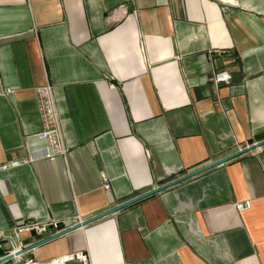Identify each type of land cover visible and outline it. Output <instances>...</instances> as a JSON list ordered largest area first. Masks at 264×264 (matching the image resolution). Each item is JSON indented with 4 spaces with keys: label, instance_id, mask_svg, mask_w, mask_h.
Here are the masks:
<instances>
[{
    "label": "crops",
    "instance_id": "1",
    "mask_svg": "<svg viewBox=\"0 0 264 264\" xmlns=\"http://www.w3.org/2000/svg\"><path fill=\"white\" fill-rule=\"evenodd\" d=\"M220 72L230 85L213 83ZM45 85L69 152L0 174V235L91 219L263 142L264 0H0V165L46 148ZM82 252L91 264H264V147L23 258Z\"/></svg>",
    "mask_w": 264,
    "mask_h": 264
},
{
    "label": "built area",
    "instance_id": "2",
    "mask_svg": "<svg viewBox=\"0 0 264 264\" xmlns=\"http://www.w3.org/2000/svg\"><path fill=\"white\" fill-rule=\"evenodd\" d=\"M221 52L215 51L213 54ZM232 75L228 72H220L214 76L213 83L219 85H230L232 83ZM112 88H115L112 85ZM36 99L39 107V117L42 124V131L37 135L38 139L46 144V148L40 155H32L29 158L12 161L7 164L0 165V174L5 173L11 169L20 168L30 165L39 159H49L53 157H66L69 148L65 141V135L62 126V117L56 104L54 88L51 85H45L37 88ZM105 191H111V185L107 178H105ZM239 212L250 210L251 203H239L236 205ZM86 220L80 216L72 218L71 220H49L46 222L27 221L21 225L16 226L7 234L0 235V249H4V244H16V248L12 245L10 250H7L6 255L16 254L18 251L26 249L28 246L24 244L22 237L25 234H32L42 240L57 235L71 227L82 224ZM4 256V257H5ZM25 256L16 258L19 264H91V259L86 253H75L60 256L49 261L39 262L36 259H28L24 261Z\"/></svg>",
    "mask_w": 264,
    "mask_h": 264
},
{
    "label": "water",
    "instance_id": "3",
    "mask_svg": "<svg viewBox=\"0 0 264 264\" xmlns=\"http://www.w3.org/2000/svg\"><path fill=\"white\" fill-rule=\"evenodd\" d=\"M262 147H264V141L261 142V143H257V144H255L252 147H249V149L247 148L245 150H242L237 155L228 157L226 159H222L219 162L213 163L212 165H209V166H207L205 168L203 167V169H201L199 171H196L194 173L186 175V176H184L182 178H179V179H177L175 181L173 180L172 182H170V183H168L166 185H163V186H161V187H159L157 189H154V190H152V191H150V192H148V193H146L144 195H141V196H139V197H137L135 199H132V200L126 202V203L118 205L115 208H112V209H110V210H108V211H106L104 213H101V214H99V215H97V216H95V217H93L91 219L86 220L85 222H83L80 225H77L75 227H71L70 229H67V230H65V231H63V232H61V233H59L57 235H54V236L50 237V238L44 239V240L40 241L39 243H37L35 245L27 247L26 249L24 248L23 250L18 251L16 254H9V255H7L5 257H2L0 259V264H6V263H9L11 261H14L16 258H19L21 256H25L26 254H28L29 252H31L32 250H34L36 248H39L40 246H44V245H46V244H48V243H50L52 241L58 240V239H60V238H62L64 236H67V235H69V234H71L73 232L81 230V229H83V228H85V227H87V226H89V225H91V224H93V223H95L97 221H100L101 219H104V218H107V217L112 216L114 214H117V213L127 209L128 207H131V206H133L135 204H138V203H140V202H142L144 200H147V199H149V198H151L153 196L158 195V193L160 194V193H162V192H164V191H166L168 189H171V188H173V187H175V186H177L179 184H182V183L187 182V181H189L191 179H194V178H196L198 176H201V175H203V174H205V173H207V172H209L211 170H214V169H216V168H218L220 166H223V165H225V164H227V163L239 158L240 156H243L245 154L253 152V151H255L257 149H260ZM12 246L14 248H16L17 245L14 244Z\"/></svg>",
    "mask_w": 264,
    "mask_h": 264
}]
</instances>
